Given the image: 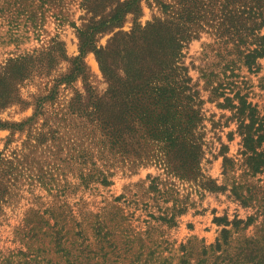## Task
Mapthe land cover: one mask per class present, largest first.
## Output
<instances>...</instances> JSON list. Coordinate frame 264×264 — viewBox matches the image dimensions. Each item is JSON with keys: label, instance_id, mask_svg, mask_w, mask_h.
<instances>
[{"label": "rangeland", "instance_id": "374dc122", "mask_svg": "<svg viewBox=\"0 0 264 264\" xmlns=\"http://www.w3.org/2000/svg\"><path fill=\"white\" fill-rule=\"evenodd\" d=\"M225 2L0 0L1 253L26 250L19 231L42 228L51 211L63 207L69 236L80 224L84 237L93 241L91 226L98 217L107 227L120 222L123 234L134 237L133 254L143 253L139 264L146 258L164 264L171 255L177 264V251L189 239L203 240L206 246L215 243L224 227L214 222L215 217L245 220L256 213L232 197L230 186L213 193L168 171L157 142L150 138L149 158L143 160L110 151L87 115L90 100L109 105L122 89L127 92L148 81L153 68L178 75L166 47L156 50L158 61L152 62L155 39L174 36L185 3L203 9L199 21L207 23ZM210 31L199 30L185 41L176 65L187 68L191 87L204 101L202 173L218 185H230L220 150L222 144L228 147L226 156L235 163L232 175L240 178L238 124L233 111L218 106L223 98L210 99L202 73L217 75L211 77L215 86L221 83L230 98L240 93L264 116V58L252 70L233 63L236 56L216 44ZM17 58L21 59L16 62ZM249 181L264 188V174ZM259 222L246 234L252 235ZM45 245L49 246L47 240ZM152 251L155 255L149 258ZM124 264L133 261L126 259Z\"/></svg>", "mask_w": 264, "mask_h": 264}, {"label": "trees", "instance_id": "16d2710c", "mask_svg": "<svg viewBox=\"0 0 264 264\" xmlns=\"http://www.w3.org/2000/svg\"><path fill=\"white\" fill-rule=\"evenodd\" d=\"M225 1L217 8L219 15H213L207 23L199 21L203 9L185 3L174 36L166 39V36L158 35L155 39L151 50L152 62L158 61L156 50L166 47L178 75L163 67L153 68L148 81L138 83L127 92L122 89V93L116 94L117 100L113 99L109 105L105 106V100L96 103L90 100V112L87 113L89 120L102 133L101 144L110 151L123 156L132 154L143 160L149 158L146 146H149L150 138L157 142V152L162 153V162L168 171L213 193L225 192L230 186L229 192L242 207L255 209L256 213L245 220L235 217L229 221L227 217H215L214 222L224 226L215 243L206 246L203 240L189 239L177 251V264H264V188L253 186L249 181L258 174H264V116L240 93L236 92L230 98L222 91L221 83L215 86L211 77L217 75L202 73L206 87L210 88V99L223 98L224 104L219 103L218 106L234 112L232 118L236 119L237 132L241 137L243 174L240 178L232 175L235 163L226 156L228 147L222 144L220 154L223 156L224 174L231 183L218 185L206 178L201 168L204 101L200 92L191 87L187 68L176 65L183 43L206 28L211 29L209 33L216 44L236 56L233 63L240 62L252 70L258 59L264 58V0ZM18 59L21 58L15 59L16 62ZM99 60L105 77L110 78L100 55ZM115 89L113 87L112 91ZM228 139L232 140V133ZM143 148L145 153H142ZM104 184H108L106 178ZM50 216L42 228L21 229L18 236L21 243L25 242L26 250L18 249L7 255L0 252V264H124L126 259L139 264L143 257V253L133 254L136 251L131 247L134 237L123 234L119 229L120 222L116 227H107L105 219L98 217L91 226L93 241H90L84 237L80 224H77L79 231L74 236H69L70 231L65 232L67 214L63 207L60 212L51 211ZM174 218L171 216L170 222ZM258 219L260 222L254 233L247 235L248 228ZM46 240L49 246L45 245ZM154 255L152 251L149 258ZM173 260L172 255L165 257L164 264H173ZM143 262L157 264L151 258Z\"/></svg>", "mask_w": 264, "mask_h": 264}]
</instances>
